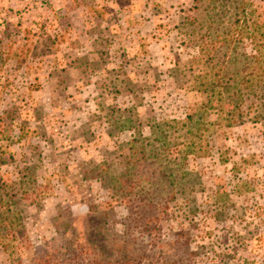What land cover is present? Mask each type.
I'll return each mask as SVG.
<instances>
[{
	"label": "rangeland",
	"instance_id": "1",
	"mask_svg": "<svg viewBox=\"0 0 264 264\" xmlns=\"http://www.w3.org/2000/svg\"><path fill=\"white\" fill-rule=\"evenodd\" d=\"M244 2L264 21V0ZM198 5L0 0V264H264V126L215 125L206 154L165 126L205 101L174 72L197 54ZM130 185L163 206L148 227Z\"/></svg>",
	"mask_w": 264,
	"mask_h": 264
},
{
	"label": "trees",
	"instance_id": "2",
	"mask_svg": "<svg viewBox=\"0 0 264 264\" xmlns=\"http://www.w3.org/2000/svg\"><path fill=\"white\" fill-rule=\"evenodd\" d=\"M201 1L203 0H198ZM207 2L208 6L201 8L198 5L194 9V13L200 16V12H204L202 16L204 20L195 17L187 19L185 23V26L191 27L188 33L192 37L189 45L197 49V54L192 57L189 67L181 69L182 67L177 64L174 70L177 74L181 73L183 77L180 78L186 81L190 78L193 81L192 85H189L190 91L205 95V101L197 109L192 110L194 113L187 116L185 123L172 121V125L165 124L168 129H174L180 137L190 141V154L199 153L201 150L204 154L208 153L201 142L205 133L215 125L231 128L238 124L253 122L264 126V21L254 18V11L247 10L244 0L223 2L207 0ZM229 3L233 6L237 5L234 15L227 11ZM212 114H216L218 121L211 123L204 120ZM184 129H186L185 136L180 135ZM161 135L162 147L169 151V130L162 131ZM149 175L150 172L145 175V181L151 185L152 176ZM166 176H168L166 173H160V178L166 179ZM5 188L13 187L4 182L0 185V217L3 214L2 210L9 205L2 197V191L10 197ZM129 188L130 191L118 187V192H124L125 196L123 195L122 199H126L129 194L134 196L132 202L127 200L130 205L128 208H130L131 220L148 227L149 222L156 220L159 213L161 216L162 205L154 204L150 200L148 194L151 186L140 190L134 185H130ZM156 210L160 211L156 213ZM14 233L16 236L6 232V236H12L17 240L20 231ZM2 237L0 231V238ZM126 245L127 242L124 241L121 248L125 249ZM4 248L7 249V246ZM37 263L50 264L48 261L45 263L37 261ZM93 264L114 263L97 255Z\"/></svg>",
	"mask_w": 264,
	"mask_h": 264
}]
</instances>
